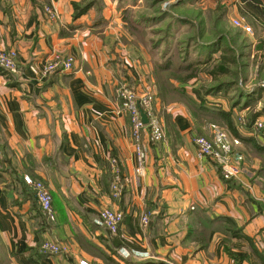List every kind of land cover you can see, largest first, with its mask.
<instances>
[{
    "label": "crops",
    "instance_id": "crops-1",
    "mask_svg": "<svg viewBox=\"0 0 264 264\" xmlns=\"http://www.w3.org/2000/svg\"><path fill=\"white\" fill-rule=\"evenodd\" d=\"M73 1L0 0V48L15 50L18 61L17 73L0 71V264H238L231 254L255 264L248 242L227 233L225 218L264 254V212L251 200L254 189L224 181L212 159H198L193 139L208 136L210 119L200 102H185L184 85L174 86L182 94L159 96L153 52L127 33L120 13L95 20L89 10L74 20ZM234 1L236 16L264 18V0ZM57 53L73 57L71 71L40 79L29 69ZM121 86L155 93L165 131L161 143L143 138L140 175L117 97ZM219 92L206 100L222 103ZM192 96L205 98L198 90ZM26 176L49 190L54 222L40 211ZM116 178L124 185L119 196ZM103 208L123 214L116 235L94 224ZM47 240L66 251L44 255Z\"/></svg>",
    "mask_w": 264,
    "mask_h": 264
},
{
    "label": "rangeland",
    "instance_id": "rangeland-1",
    "mask_svg": "<svg viewBox=\"0 0 264 264\" xmlns=\"http://www.w3.org/2000/svg\"><path fill=\"white\" fill-rule=\"evenodd\" d=\"M234 4L239 5L234 0H99L97 6L90 10L95 20H101L104 13H120L127 33L131 37L133 35L145 50L151 49L152 76L156 78V74L157 81L152 78L156 88L158 86L159 96H167L164 94L165 83L172 88L187 86L190 95L184 96L185 102L196 105L199 101L200 107L229 109L227 113L237 133L264 148V18L253 14L236 16L232 13ZM46 8L52 9L49 6ZM234 20L247 24L251 33L235 26ZM207 41L211 43L206 46L204 43ZM216 49L219 52L210 57ZM221 55L225 56L223 61L228 64L226 76L211 74L220 68L222 62L217 59ZM193 72L196 73L194 78L185 80ZM220 84H229V87L216 89ZM197 90L205 98H193ZM219 91H225L219 95L224 99L222 103L206 100V96L211 98ZM146 92L153 94L154 111L162 122L155 109V93ZM191 112L196 118L197 112ZM208 117V127L205 125L208 136L202 134L195 137L209 138L210 125H216L233 136L221 119L213 114ZM255 123L261 124V128L255 129ZM235 153L242 157L240 174L229 180H236L234 183L237 186L250 191L254 189L251 200L264 212V154L242 142Z\"/></svg>",
    "mask_w": 264,
    "mask_h": 264
},
{
    "label": "built area",
    "instance_id": "built-area-1",
    "mask_svg": "<svg viewBox=\"0 0 264 264\" xmlns=\"http://www.w3.org/2000/svg\"><path fill=\"white\" fill-rule=\"evenodd\" d=\"M46 13L54 16L55 12L50 9H45ZM234 25L240 27L244 32L251 33V28L247 24H243L238 20H234ZM73 57L54 54L52 59L44 65L30 66L29 69L40 79H45L56 71H71L73 69ZM0 70L15 74L18 72L17 53L13 49L0 48ZM117 97L120 99L121 106L127 113L134 141V150L137 160L136 174H141L142 165L145 159V148L143 146V138L146 137L151 143H160L165 138V131L162 122L156 117L154 111V98L151 92L138 93L135 89L121 86L117 90ZM144 114L147 123L144 124L141 118ZM257 122V121H256ZM255 129L261 128V124L255 123ZM210 137H194L193 144L196 147L198 159L211 158L220 167L224 179H234L240 174L239 163L242 161L241 155L234 153L237 147H240L241 142L236 137L229 136L216 125L209 126ZM1 156V153H0ZM116 172L117 170L114 169ZM26 185L30 186L34 191L36 202L40 211L49 222L55 221V212L52 207V198L47 187L41 181H33L29 177H24ZM124 189V185L116 178L113 190L119 196ZM123 221V214L120 211H115L109 208H103L99 211L94 224L102 229H105L109 234L116 235ZM141 225L144 227L148 223V216L143 215L140 219ZM40 250L43 253L57 255L65 252L66 249L62 245L47 240L42 243ZM122 252V250H120ZM135 257L148 259L149 254L146 251L133 252ZM80 264H87L81 261Z\"/></svg>",
    "mask_w": 264,
    "mask_h": 264
},
{
    "label": "trees",
    "instance_id": "trees-1",
    "mask_svg": "<svg viewBox=\"0 0 264 264\" xmlns=\"http://www.w3.org/2000/svg\"><path fill=\"white\" fill-rule=\"evenodd\" d=\"M99 0H78V1H73L71 3V7L73 9V16L72 18L75 20L77 18H80L81 16L85 15L91 8H94L95 6H97ZM222 59L224 60V58L222 57ZM234 64V61H233ZM158 68V66H157ZM227 68H228V64H226L224 61L221 63L220 68H218L215 71H212L211 74L213 75H222V76H226L227 75ZM1 71V70H0ZM197 72V71H196ZM223 72V73H222ZM196 75L195 72L190 73L188 76H186L185 80H190L191 78H194V76ZM166 85V89L164 90L165 93L167 92H174L175 94H182V90L178 89V88H172L170 85H168V83H165ZM227 87H229V84H220L218 85V87L216 89H220V90H225L227 89ZM206 116H212V114L216 117H218L219 119H221V122H223L227 128V130L235 137H238L239 140L244 144V145H251L254 150L256 152L262 153L264 154V148L261 147L258 144L253 143L252 139H246L241 137L235 127L232 125V121L231 118L229 116L228 113H225L223 111H213L204 107L200 108ZM216 112V113H215ZM209 114V115H208ZM218 166V169L221 173V169ZM221 177L223 178V175L221 174ZM224 181H231V180H227L224 179ZM225 220L229 223V228L227 229V233L232 237V238H238V239H243L245 241L248 242V249H249V256L252 258V260L254 261L255 264H264V254H262L261 252H259L257 250V248L255 247V245L252 243L251 239L248 238L247 236H245L242 232V228L238 227L237 224L229 219V218H225ZM41 253H43L41 251ZM44 255L48 254V253H43ZM231 254V253H230ZM51 255V254H48ZM231 257L237 261L238 264H242V259L241 258H236L231 254Z\"/></svg>",
    "mask_w": 264,
    "mask_h": 264
},
{
    "label": "water",
    "instance_id": "water-1",
    "mask_svg": "<svg viewBox=\"0 0 264 264\" xmlns=\"http://www.w3.org/2000/svg\"><path fill=\"white\" fill-rule=\"evenodd\" d=\"M141 118H142V121L144 122V124H146L147 123L146 116L144 114H141Z\"/></svg>",
    "mask_w": 264,
    "mask_h": 264
}]
</instances>
